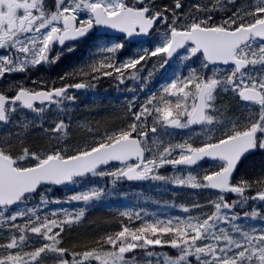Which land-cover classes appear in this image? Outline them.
Masks as SVG:
<instances>
[{"label":"snow or ice","instance_id":"obj_1","mask_svg":"<svg viewBox=\"0 0 264 264\" xmlns=\"http://www.w3.org/2000/svg\"><path fill=\"white\" fill-rule=\"evenodd\" d=\"M236 5L237 0H209L206 5L192 6L204 15L186 13L181 20L176 11L183 8L181 0H174V8L155 11L147 0H52L51 4L49 0H0V80L37 66L56 64L65 51H74L68 42L81 41L94 29L114 30L123 34L119 38L123 41L149 36L160 23L167 31L154 49H144L143 54L116 62L115 55L125 44L102 45L98 52L109 55L99 62L93 58L86 66L88 70L82 67L70 75L86 76L90 80L113 77L123 84L126 78H139L142 62L148 57L165 54L171 58L180 49L184 50L183 59H201L205 70L204 73L193 70L189 76L177 77L163 85L162 94L149 95L138 111H133L134 103L130 104L132 120L128 126L106 132L91 145L69 150L58 144L43 152L25 147L13 154L7 145L0 144V222L8 226L0 237L3 241L0 264H45L48 259L54 264H138L135 255L126 256L135 249H144L148 257L156 256L148 264H264V229L246 231L235 223L240 219L239 214L232 213L235 206L249 200L264 202V178L232 183L242 158L257 150L264 153V0ZM218 12L230 14L217 21L213 13ZM67 75L60 79L65 80ZM90 86L81 81L39 91L19 85L10 87L9 91H14L12 96L0 91V122H12L21 109L39 116L46 110L45 103L59 107L64 100L75 99L68 95L69 89ZM220 91H230L242 106L248 107L251 114L242 126L238 120L224 124L216 119L213 113ZM216 124L222 127H207ZM157 125L165 132L168 128L190 129L200 125L208 138L199 146H194L190 137L166 146L163 141L149 142V132L160 131ZM64 128L61 121L45 131L59 136ZM214 132L220 133L218 138ZM205 159L215 162L216 170L205 171L203 176L190 170L187 175L166 177L158 171L165 165L192 169ZM113 162L119 165L113 171L102 167ZM89 175L128 181H167L193 189L215 190L219 195L216 202H210L214 211L189 215L186 219L175 217L150 222L136 213L138 226L122 224L119 230L106 233L93 246L70 250L63 247L62 233L81 220L84 209L77 213L54 210L41 217V206L73 201L89 203L99 199L102 193L93 188L73 194L66 201H51L41 189L75 184L78 178ZM253 183L257 185L256 194H246ZM225 193L236 194L239 199L230 204ZM36 195L39 204L27 207ZM183 210L189 211L187 207ZM121 215L130 221L133 217L129 212ZM249 215L252 219L261 216L255 209L244 213L245 218ZM18 220L22 223H16ZM29 233L34 234L35 240ZM34 243L39 246L35 247ZM152 246L170 247L177 250V255L161 257L148 250Z\"/></svg>","mask_w":264,"mask_h":264},{"label":"trees","instance_id":"obj_2","mask_svg":"<svg viewBox=\"0 0 264 264\" xmlns=\"http://www.w3.org/2000/svg\"><path fill=\"white\" fill-rule=\"evenodd\" d=\"M250 2L251 0H246L242 6H246ZM239 3L240 1L237 0V7ZM226 14L230 13H217V17L220 18ZM161 28L160 32L157 31L152 34L145 45L141 47L142 51H138V48L134 49L135 45H127L124 40L121 41L119 38L102 37L96 40H87L74 52L63 56L52 70L55 82L75 83L82 81L92 86L88 87L87 92L76 94L75 99L71 102L59 107H50L41 116L29 115L28 112H24L27 114L23 115L17 114L12 122L0 125V144L7 145L13 154L21 152L25 147L32 151L43 152L57 147L58 144L64 145L69 150L91 145L94 140H99L106 132L128 126V123L132 120L128 111L130 104L134 103L133 111H138L139 105L145 103L149 95H161L162 86L173 79L187 77L193 70L204 73L205 70L201 67V59L195 57L179 59L174 63L171 62V64L170 61L166 60L164 54H160L156 57H148L146 61L142 62V68L139 65L138 68H141V71L137 74L138 79L126 78L123 84L113 77L109 79V77L102 76L98 80H90L86 76L77 75L72 77L70 75L73 72H79L82 67L88 70L86 66L93 58L99 62L105 58V55H109L98 52V48L102 45H110L115 42L125 44V48L115 55L116 62H121L126 57L143 54L144 49H154L158 43L162 42V33L167 31L164 26ZM164 61H167V63H164ZM66 74H69L67 78L61 80L60 77L66 76ZM235 101H239V99L234 94L220 91L213 113L218 121L226 124L228 121L238 120L241 126L243 125L251 113L248 108H245L246 111L241 113L235 107ZM61 121H63L65 128L59 136L56 133L45 131V129L54 128ZM25 124L28 126L25 127ZM216 125V128L222 127V124ZM151 127L152 122L149 120L148 128ZM157 127L160 128L159 125ZM216 133L219 137L220 133ZM11 135H16L19 138L15 145H10L7 142ZM149 137V142L152 139L158 143L163 141L165 146L170 142L173 144L180 142L176 136L169 138L168 133L161 128L158 134L149 132ZM190 138L193 139L194 136L190 135ZM115 167L118 166L110 167L105 171H113ZM204 167L205 165L201 164L192 169L166 168L160 169L159 173L166 177H173L187 175L188 171L192 170L199 176H203L205 171L216 170L214 164ZM257 178H264V153L260 151L251 154L241 162L233 182L237 183L241 180L254 182ZM93 188L99 189L102 194L99 199L89 203L73 201L71 203H49L46 207L41 206V217L50 214L54 210L68 209L72 213H77L79 209H84L81 220L70 227H66L62 233L63 247L65 248L80 250L84 246H93L96 240L106 233L119 230L122 224L138 226L139 221L135 219L136 213H139L144 220L150 222L154 219L175 217L186 219L189 215L214 211L210 202H216L219 195L217 192L208 189H193L167 181H148L144 185H129L116 177L88 176L77 180V183L70 185L68 188H52L48 200L66 201L73 194H79ZM256 191L257 185L253 183V187L248 189L246 194L254 195ZM225 197L227 201L232 199L234 201V198L238 196L225 195ZM32 200V207L39 204V195ZM249 201L247 207L235 206L233 208V213L240 216V219L235 223L243 226L246 231H251L253 228L257 231L264 229V203H259L256 206L254 201ZM195 204H199L201 207L194 208L193 205ZM185 207L189 209L188 212L183 210ZM253 209L261 216L252 219L249 215L245 218L244 213L246 211L251 213ZM123 212L132 213V220L130 221L127 217L122 216L121 213ZM16 223H22V221L18 220ZM5 233L2 230L0 237H3ZM13 234L19 235L18 232H13ZM29 235L33 236L35 240L34 234L29 233ZM0 242L3 241L0 240ZM34 246L38 247L39 243H34ZM148 250L160 254L161 257L164 254L173 257L177 255V250L167 246H152ZM133 255H135L138 264H148L150 260L153 262L156 260V256L148 257L144 249H135L133 253L126 254L127 257ZM45 264H54V261L48 259Z\"/></svg>","mask_w":264,"mask_h":264},{"label":"rangeland","instance_id":"obj_3","mask_svg":"<svg viewBox=\"0 0 264 264\" xmlns=\"http://www.w3.org/2000/svg\"><path fill=\"white\" fill-rule=\"evenodd\" d=\"M162 2H164V4L165 5H168L170 8H174V0H163ZM181 2H182V4H183V8L182 9H180V10H176L179 14H180V18H181V20H183V18H184V14H186V13H190L191 15H193V16H195V14H194V12H192V9L190 8V7H187V6H185V2H184V0H181ZM168 15H169V17H171V12L170 13H168ZM169 20H171V19H169ZM161 29L162 28H160L159 30H158V32H160L161 31ZM145 45V43H142V44H139V45H135L134 46V49L135 48H138L139 50L138 51H142V46H144ZM134 49H133V51H134ZM179 58H182V55L180 56V57H178L177 59H179ZM144 64V63H143ZM44 65H47V64H44ZM137 67H139V65L137 66ZM18 75H19V72H17V73H13V74H11V75H9V76H6V78H4V79H2L1 80V82H2V85H5L6 87H8V88H10V87H12V86H14L15 84H16V80L14 79V77H18ZM39 77H41V75H39ZM109 79H111V77H109ZM0 91H3L4 92V90H3V88L2 87H0ZM64 102H69V100H64ZM45 111L43 112V113H41L39 116H41L42 114H44V113H46L47 112V107H45ZM31 112V111H30ZM31 115H34V116H37V114L36 113H34V112H31ZM188 131V129H173V130H171L170 131V135L171 136H183L186 132ZM5 139V138H4ZM17 141H19V138L16 136V135H11L8 139H7V142L11 145H15V143H17ZM93 177V176H92ZM99 177V176H98ZM109 177H112V176H109ZM102 178V177H101ZM150 181H153V180H151V179H149ZM45 197H46V199H48V196L47 195H45ZM233 200V199H232ZM238 200V199H237ZM234 201H232V202H229L230 204L231 203H233ZM33 203V201H30L29 202V204L27 205V207H32V204ZM258 205V204H257ZM222 212H228V210H222ZM232 213H233V209H232ZM232 213H228L229 215H231ZM221 227H225V228H227V227H229L228 225H225V224H221ZM7 228H8V226H7V223H3V222H0V232L3 230V231H7Z\"/></svg>","mask_w":264,"mask_h":264},{"label":"water","instance_id":"obj_4","mask_svg":"<svg viewBox=\"0 0 264 264\" xmlns=\"http://www.w3.org/2000/svg\"><path fill=\"white\" fill-rule=\"evenodd\" d=\"M97 34H109V35H113V36H122L123 34L121 33H117L115 32L114 30H109V29H102V28H98V31L96 32ZM147 36H138V37H133V38H130V39H126L127 42H139V41H143L144 39H146ZM69 43V42H68ZM182 49L178 50V53L181 51ZM177 53H174L173 56H175ZM169 58V57H168ZM172 58V57H171ZM74 89V88H73ZM85 89V88H84ZM84 89H74V90H84ZM34 103H39V101H36ZM195 127H198L200 125H193ZM205 160H208V159H205ZM113 163H116V162H113ZM238 166V165H237ZM102 167H105V166H102ZM179 167H185V166H182L180 165ZM127 180V179H126ZM129 182H133V183H141V182H144L143 181H129ZM57 186V185H55ZM60 186H63V185H59L57 187H60Z\"/></svg>","mask_w":264,"mask_h":264},{"label":"flooded vegetation","instance_id":"obj_5","mask_svg":"<svg viewBox=\"0 0 264 264\" xmlns=\"http://www.w3.org/2000/svg\"><path fill=\"white\" fill-rule=\"evenodd\" d=\"M49 3L51 4L52 3V0H49ZM93 35V34H92ZM84 41V40H83ZM82 42V41H81ZM80 42H77V43H74V44H72L74 47L77 45V44H79ZM58 46H56V48H57ZM57 50H59V48H57ZM1 81V80H0ZM52 87H60V85H56V84H54V85H51V84H47V85H45V86H33V87H31V88H28V89H35V90H37V91H39V90H46V89H51Z\"/></svg>","mask_w":264,"mask_h":264}]
</instances>
